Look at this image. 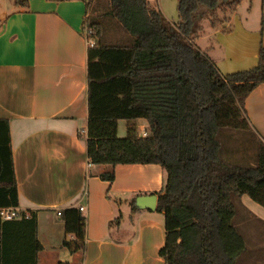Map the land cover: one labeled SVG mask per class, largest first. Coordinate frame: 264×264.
<instances>
[{
    "label": "trees",
    "instance_id": "1",
    "mask_svg": "<svg viewBox=\"0 0 264 264\" xmlns=\"http://www.w3.org/2000/svg\"><path fill=\"white\" fill-rule=\"evenodd\" d=\"M12 1L28 7V0ZM83 1V31L94 40L87 49L82 136L88 160L112 169L158 164L165 170L156 192L165 231L158 254L165 264H237L248 248L233 222L236 203L247 195L264 206V143L258 137L250 159L231 143L233 129L251 128L244 104L264 83V47L253 67L221 73L195 41L203 20L214 26L218 11H233L241 0H178L174 24L150 0ZM138 118L149 125L146 136L137 134ZM119 120L127 121L124 137L117 135ZM102 177L112 181L113 170ZM130 204L138 209L135 198ZM18 206L9 121L0 118V208ZM60 212L65 232L74 236L62 246L82 250L85 217L75 206ZM41 248L35 212L0 217V264H37Z\"/></svg>",
    "mask_w": 264,
    "mask_h": 264
},
{
    "label": "crops",
    "instance_id": "2",
    "mask_svg": "<svg viewBox=\"0 0 264 264\" xmlns=\"http://www.w3.org/2000/svg\"><path fill=\"white\" fill-rule=\"evenodd\" d=\"M156 4L166 16L160 0ZM257 4V16L251 15L252 8L235 15L237 5L220 27L205 19L211 28L205 35L209 42L199 47L220 71L257 64L264 47V0ZM86 12L83 0H28L27 8L0 0V118L9 121L17 208L36 213L42 247L37 264H165L158 254L165 240L163 213L132 210L130 204L140 195L157 196L165 170L158 164H117L113 169L88 165L82 137L88 118ZM202 32L203 26L196 40L204 38ZM244 105L264 143V83ZM134 122L140 123V133L149 132L145 119ZM110 170L113 180H104L102 175ZM70 206H83L85 217V245L74 253L62 246L74 236L65 232L58 214ZM233 222L246 241L261 243L259 254L258 247L252 251L246 242L248 257H260L258 262L264 263V206L242 195Z\"/></svg>",
    "mask_w": 264,
    "mask_h": 264
},
{
    "label": "rangeland",
    "instance_id": "3",
    "mask_svg": "<svg viewBox=\"0 0 264 264\" xmlns=\"http://www.w3.org/2000/svg\"><path fill=\"white\" fill-rule=\"evenodd\" d=\"M152 3H156V0H150ZM257 1L258 0H242L241 3L237 6L236 8V14H240L242 16L245 15L248 10L250 8H252V13L251 15L253 16L254 13H256V16L259 12V9H258V4H257ZM160 2L162 3V6L164 8V12H165V17L166 19L174 24L176 23L178 20H179V17H178V10H177V7H178V0H160ZM92 5H90V8H89V14L90 15H93L95 14L94 11L92 10ZM228 12H230V10H225V11H218L217 14H216V20L214 21L215 22V26H222V23L224 22V20L226 19V15H230ZM232 24H233V14H232ZM202 26H203V29L205 30V33L201 34V36L204 35V38L201 37V39L199 40H196V44L198 46H202V44H204L205 42H209V38L205 37V35H207V33L209 31H211V28H210V25L208 24L207 20H204L202 21ZM201 33V32H200ZM213 42V40H212ZM221 73H224L222 71H220ZM127 121L125 120H121V123L119 124V134H120V137H124L126 136V126H127ZM136 124V127H137V134L140 135L142 133L139 132V129H138V125L140 126V123H135ZM251 125V123H250ZM256 132L254 131L252 125H251V128L247 129H233V141H232V145H233V151H237V153L239 154H242V155H245L247 159H250L251 157H253L254 155V152L256 151L257 149V146L259 145L258 144V136L255 134ZM119 136V135H118ZM239 149V150H238ZM247 242L249 244V246L251 247L250 249H253L256 250L258 249L259 251V254L261 253L260 251V247L259 244L261 243H258L259 241L257 240H254V239H247ZM257 242V243H256ZM258 247V248H257ZM250 251V250H249ZM258 254V255H259ZM248 253L247 254H244V256H241L238 260H237V264H264V263H259L258 262V259L260 257H248ZM255 261H257V263H255ZM46 264V263H44ZM49 264V263H47Z\"/></svg>",
    "mask_w": 264,
    "mask_h": 264
},
{
    "label": "built area",
    "instance_id": "4",
    "mask_svg": "<svg viewBox=\"0 0 264 264\" xmlns=\"http://www.w3.org/2000/svg\"><path fill=\"white\" fill-rule=\"evenodd\" d=\"M85 35H86V42L88 46H92L94 44V40L92 38L88 37V31H84ZM148 133L145 129H142V136H146ZM92 163L89 161L88 165H91ZM78 209L80 210V212L82 213L84 210L83 206L78 207ZM19 212L20 210L18 208H13V207H4V208H0V217L2 219L5 220H10L12 218H16L19 217ZM60 211H58V214L60 215ZM26 215H28V213H26Z\"/></svg>",
    "mask_w": 264,
    "mask_h": 264
},
{
    "label": "water",
    "instance_id": "5",
    "mask_svg": "<svg viewBox=\"0 0 264 264\" xmlns=\"http://www.w3.org/2000/svg\"><path fill=\"white\" fill-rule=\"evenodd\" d=\"M135 205L140 209L155 210L157 196L155 194L140 195L135 198Z\"/></svg>",
    "mask_w": 264,
    "mask_h": 264
}]
</instances>
